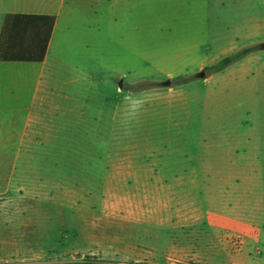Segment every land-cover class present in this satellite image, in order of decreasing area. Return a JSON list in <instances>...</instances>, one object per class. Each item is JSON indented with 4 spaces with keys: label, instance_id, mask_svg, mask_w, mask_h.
<instances>
[{
    "label": "rangeland",
    "instance_id": "1",
    "mask_svg": "<svg viewBox=\"0 0 264 264\" xmlns=\"http://www.w3.org/2000/svg\"><path fill=\"white\" fill-rule=\"evenodd\" d=\"M262 43L264 0H67L41 83L0 66L2 240L43 225L50 261L106 264L129 244L224 258L211 245L245 222L264 240Z\"/></svg>",
    "mask_w": 264,
    "mask_h": 264
},
{
    "label": "crops",
    "instance_id": "2",
    "mask_svg": "<svg viewBox=\"0 0 264 264\" xmlns=\"http://www.w3.org/2000/svg\"><path fill=\"white\" fill-rule=\"evenodd\" d=\"M67 0H0V39L3 32L6 17L8 15H28V16H48L54 17L55 23L51 38L49 40L46 54L41 62H6L0 61V66L5 67H39V78H43L44 71L47 70L52 45L54 39L60 28V22L63 18V9ZM49 72V70H48ZM47 82V89L49 88ZM43 100V99H42ZM43 103V102H42ZM252 184V183H251ZM27 214L29 212H26ZM175 213V211H174ZM31 214L34 212L31 211ZM148 210L143 211V216L150 215ZM155 218L154 224L163 226L162 224L167 221L166 218H172V208L163 209L161 199L159 204L152 211ZM127 216L132 217L133 213L127 211ZM17 218V213L10 215V218ZM170 233L177 229V225L170 220L169 227H166ZM215 233H222L218 228L213 229ZM8 240H2L0 236V260L3 264H75L83 263L80 261H58L49 260L50 247L48 244L49 230L48 227L39 225H16L11 224L8 228ZM262 232L258 227L248 225L245 222L235 230H224V234H229V240L213 243L211 250L216 254H221L224 258L215 257H202V258H185L182 264H264V240H258L257 235ZM241 237L242 246L236 248L232 243V237ZM250 239V241H249ZM255 240V241H251ZM122 259L117 264H141L147 260H152L153 264H161L155 262L161 258L162 254L157 249L152 248H139L137 244H129L128 247L117 249ZM104 262V261H102ZM106 264V262H104Z\"/></svg>",
    "mask_w": 264,
    "mask_h": 264
},
{
    "label": "trees",
    "instance_id": "3",
    "mask_svg": "<svg viewBox=\"0 0 264 264\" xmlns=\"http://www.w3.org/2000/svg\"><path fill=\"white\" fill-rule=\"evenodd\" d=\"M54 23V17L8 15L0 39V61L41 62L45 57ZM256 50V47L241 49L224 57L207 70L214 74L220 73ZM75 264L105 263L88 258L83 263Z\"/></svg>",
    "mask_w": 264,
    "mask_h": 264
},
{
    "label": "water",
    "instance_id": "4",
    "mask_svg": "<svg viewBox=\"0 0 264 264\" xmlns=\"http://www.w3.org/2000/svg\"><path fill=\"white\" fill-rule=\"evenodd\" d=\"M260 49H261V50H264V43H262V44L260 45ZM205 76H206L205 72H201V73H199V74L197 75V77H198V78H201V79L205 78Z\"/></svg>",
    "mask_w": 264,
    "mask_h": 264
},
{
    "label": "built area",
    "instance_id": "5",
    "mask_svg": "<svg viewBox=\"0 0 264 264\" xmlns=\"http://www.w3.org/2000/svg\"><path fill=\"white\" fill-rule=\"evenodd\" d=\"M237 239H241V240H240V244H241V243H242V238H241V237H237Z\"/></svg>",
    "mask_w": 264,
    "mask_h": 264
}]
</instances>
